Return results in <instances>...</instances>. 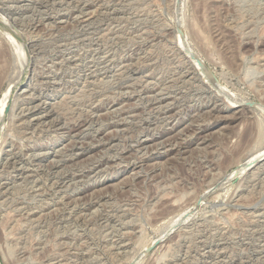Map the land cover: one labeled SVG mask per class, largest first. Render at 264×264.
<instances>
[{
  "label": "rangeland",
  "instance_id": "1",
  "mask_svg": "<svg viewBox=\"0 0 264 264\" xmlns=\"http://www.w3.org/2000/svg\"><path fill=\"white\" fill-rule=\"evenodd\" d=\"M1 17L30 64L4 106L21 64L0 29V264H264V160L238 173L264 150V0H0Z\"/></svg>",
  "mask_w": 264,
  "mask_h": 264
},
{
  "label": "bare ground",
  "instance_id": "2",
  "mask_svg": "<svg viewBox=\"0 0 264 264\" xmlns=\"http://www.w3.org/2000/svg\"><path fill=\"white\" fill-rule=\"evenodd\" d=\"M80 1V0H79ZM85 2V1H84ZM182 2V1H181ZM88 6V5H87ZM84 7V6H83ZM13 11V10H12ZM100 11V10H99ZM86 13V12H85ZM93 13V12H92ZM10 14V13H9ZM3 17H1L0 18V29L7 35V37L9 38V41H10V45L12 46V49H10V50H12V54L14 55V57H15V55H17L18 56V58H19V64H21V69H20V72H19V74H18V76H17V78L15 79V80H13V81H10V84L8 85V87L6 88V90H5V93H4V106H8L10 103H11V101H13V99H14V97H15V95L17 94V92L19 91V90H22V87H23V85H25V81L28 79V77H29V64H28V62H27V54H25V52H24V50H25V48H24V50H23V46H22V43L21 42H19V41H17L16 40V38H17V33H12L14 30L12 29L13 27H12V25L10 24V22L8 23L7 21H6V19L4 20V19H2ZM86 18V17H85ZM182 21V20H181ZM180 21V22H181ZM86 22V21H85ZM3 27V28H2ZM57 28V27H56ZM17 32V31H16ZM195 33V32H194ZM195 35V34H194ZM3 37V36H2ZM7 38V39H8ZM188 38V37H187ZM188 40V39H187ZM186 40V35L184 36V35H182L181 33H180V35H179V37H178V43H179V45H180V47H182L183 49H184V51L183 52H185L184 53V56H185V58H187V62H189L188 64L191 66V68H192V70H193V72H196L197 73V75H202L203 76V78H207V79H210L209 78V75H210V69H208V67H207V65L205 64V62L203 61V59L198 55V53L196 54V52H194L193 50H192V47L190 46V42L188 43V41ZM8 41V40H7ZM177 43V44H178ZM178 46V45H177ZM179 48V47H178ZM182 50V49H181ZM1 53V52H0ZM2 56H0V58H1ZM6 57V56H5ZM3 58V57H2ZM10 58V57H9ZM13 58V57H12ZM16 58V60L18 59L17 57H15ZM4 59V58H3ZM6 60V59H5ZM181 60V59H180ZM69 61V60H68ZM0 62H3V60L1 59L0 60ZM73 62V61H72ZM184 62V61H183ZM7 63V62H6ZM5 63V65H7ZM107 63V62H106ZM178 63V62H177ZM126 64V63H125ZM4 65V64H3ZM123 66V65H122ZM185 66V65H184ZM1 67V66H0ZM124 68V67H123ZM31 69V68H30ZM12 70V69H11ZM1 71V70H0ZM3 71V70H2ZM19 71V70H18ZM18 71H17V73H18ZM101 71V70H100ZM12 72V71H11ZM14 73V72H13ZM17 75V74H16ZM8 76H9V74H8ZM13 75H11V77H12ZM34 77V76H33ZM6 78V77H5ZM9 78V77H8ZM98 78V77H97ZM189 79V78H188ZM187 79V80H188ZM31 80V79H30ZM36 80V79H35ZM182 80V79H181ZM186 80V79H185ZM210 80H212V79H210ZM48 81V80H47ZM142 81V80H141ZM148 81V80H147ZM183 81V80H182ZM181 81V82H182ZM189 81V80H188ZM28 82V81H27ZM141 83V82H140ZM28 85L30 84V83H27ZM151 84V83H150ZM153 84V83H152ZM211 84H213V83H211ZM217 84V83H216ZM147 85V84H146ZM145 85V86H146ZM156 85V84H155ZM165 86V85H164ZM217 86H219V85H217ZM223 87V86H222ZM222 87H220V88H222ZM154 88V87H153ZM218 88V87H217ZM216 88V89H217ZM225 88V87H224ZM219 89V88H218ZM25 90V89H24ZM220 91L222 90V89H219ZM225 90V89H224ZM223 90V91H224ZM219 91V92H220ZM160 92V91H159ZM222 92V91H221ZM24 93V92H23ZM223 93V92H222ZM157 94V93H156ZM214 94V93H213ZM226 94V93H225ZM18 95V94H17ZM16 95V97H18ZM29 95V94H28ZM166 95V94H165ZM223 95H224V93H223ZM226 95H228V94H226ZM24 96H25V94H24ZM170 96V95H169ZM225 96V95H224ZM228 97L230 98L231 96H229L228 95ZM228 97H226L227 99H228ZM217 98V97H216ZM153 100V99H152ZM157 100V99H156ZM163 100V99H162ZM230 101H231V103L232 104H234V103H236L237 101V103H239V100H237L236 101V99H234V101H233V99L231 98V99H229ZM47 101V100H46ZM240 101H242V100H240ZM244 101V100H243ZM242 101V102H243ZM169 102V101H168ZM174 102V101H173ZM40 103V102H39ZM170 103V102H169ZM25 104V103H24ZM178 104V103H177ZM13 105V104H12ZM61 105V104H60ZM159 105V104H158ZM207 105V104H206ZM262 105V104H261ZM27 106V105H26ZM44 106V105H43ZM160 106V105H159ZM158 106V107H159ZM213 106V105H212ZM224 106V105H223ZM232 106V105H231ZM264 106V105H263ZM52 107V106H51ZM115 107V106H114ZM113 107V108H114ZM107 108V107H106ZM259 108V107H258ZM50 109V108H49ZM215 109V108H214ZM51 110V109H50ZM110 110V109H109ZM263 110V109H262ZM258 111V114H260L259 113V110H257ZM162 112V111H161ZM208 112V111H207ZM158 113V112H157ZM164 113V112H163ZM173 113V112H172ZM232 113V112H231ZM262 113V112H261ZM205 114V113H204ZM12 115V114H11ZM171 115V114H170ZM260 115H262V114H260ZM35 116V115H34ZM33 116V117H34ZM39 116V115H38ZM237 116V115H236ZM264 116V115H263ZM12 117V116H11ZM200 117V116H199ZM209 117V116H208ZM13 118V117H12ZM52 118V117H51ZM51 118H50V121H51ZM261 118H263L262 116H261ZM41 119V118H40ZM216 119V118H215ZM264 119V118H263ZM30 120V119H29ZM25 121V120H24ZM44 121V120H43ZM118 122V121H117ZM173 123V122H172ZM187 124V123H186ZM89 125V124H88ZM35 126V125H34ZM63 126V125H62ZM86 126V125H85ZM83 128V127H82ZM85 128V127H84ZM182 128V127H181ZM26 129V128H25ZM171 129V128H170ZM163 131V130H162ZM175 132V131H174ZM179 132V131H178ZM63 133V132H62ZM78 133V132H77ZM31 134V133H30ZM32 135V134H31ZM56 135V134H55ZM182 135V134H181ZM39 136V135H38ZM182 137V136H181ZM188 137V136H187ZM191 137V136H190ZM208 138V137H207ZM183 139V138H182ZM69 140V139H68ZM159 141V140H158ZM163 142V141H162ZM169 142V141H168ZM162 144V143H161ZM28 145V144H27ZM112 146V145H111ZM110 146V147H111ZM137 148V147H136ZM66 149V148H65ZM168 149V148H167ZM59 150V149H58ZM64 151V150H63ZM153 151V150H152ZM44 152V151H43ZM70 152V151H69ZM79 152V151H78ZM258 152V151H257ZM256 152V153H257ZM16 153V152H15ZM21 153V152H20ZM137 153V152H136ZM255 153V152H254ZM253 153V154H254ZM13 154V153H12ZM72 154V153H71ZM140 154V153H139ZM147 154V153H146ZM29 155V154H28ZM54 155V154H53ZM63 155V154H62ZM87 155V154H86ZM23 156V155H22ZM32 156V155H31ZM36 156V155H35ZM88 156V155H87ZM143 156V155H142ZM249 156H251V155H249ZM248 156V157H249ZM9 157V156H8ZM70 157H72V156H70ZM13 158V157H12ZM90 158V157H89ZM250 158V157H249ZM72 159V158H71ZM14 160V159H13ZM264 160V150H262V151H260V153H258V154H256V155H254V156H252L249 160H246V162L243 164V165H241V170H240V172H238V173H243V172H245L246 170H248V169H250V168H252L253 167V165L255 164V163H259V162H262ZM6 163V162H5ZM28 163V162H27ZM243 163V162H242ZM121 164V163H120ZM157 164V163H156ZM137 165V164H136ZM20 166V165H19ZM56 166H57V164H56ZM119 166V165H118ZM158 166V165H157ZM15 167V166H14ZM28 169V168H27ZM253 169V168H252ZM21 171V170H20ZM250 171V170H249ZM20 173V172H19ZM20 175V174H19ZM115 175V174H114ZM240 175V174H239ZM129 176V175H128ZM125 177V176H124ZM136 177V176H135ZM134 177V178H135ZM122 180V179H121ZM32 183V182H31ZM93 194V193H92ZM85 203V202H84ZM49 205V204H48ZM40 208V207H39ZM190 209V208H189ZM188 209V210H189ZM186 212H187V210H185ZM184 211V212H185ZM180 213L175 219L174 218H172V222H171V226L169 225V229H171V228H173V226H176L175 224L177 223L178 224V222H183V221H185L186 220V215L188 216V215H190V213L188 214V212L185 214V213ZM188 218V217H187ZM168 229V228H167ZM169 229H168V231H169ZM172 230V229H171ZM165 236V235H164ZM163 236V237H164ZM221 237V236H220ZM160 238V237H159ZM219 238V237H218ZM203 239V238H202ZM224 239V238H223ZM211 240V239H210ZM118 241V240H117ZM248 244V243H247ZM218 245V244H217ZM168 246V245H167ZM222 246V245H221ZM148 248V247H147ZM168 248V247H167ZM216 249V248H215ZM225 249V248H224ZM188 250V249H187ZM143 251H146V250H143ZM142 251V252H143ZM204 251V250H203ZM218 251V250H217ZM164 252H166V249H165V251ZM188 252V251H187ZM191 253V252H190ZM201 253V252H200ZM166 254V253H165ZM202 255V254H201ZM230 255V254H229ZM261 255V254H260ZM227 256V255H226ZM244 256V255H243ZM134 257V256H133ZM161 257V256H160ZM194 257V256H193ZM55 258V257H54ZM61 258V257H60ZM186 258V257H185ZM59 259V258H58ZM64 259V258H63ZM187 259V258H186ZM199 259V258H198ZM225 259V258H224ZM226 260V259H225ZM131 261V260H130ZM129 261V262H130ZM160 261V260H159ZM162 261V260H161ZM192 261V260H191ZM193 262V261H192ZM226 262V261H225ZM203 263V262H202ZM126 264H127V262H126ZM131 264V263H130ZM133 264H134V262H133ZM136 264V263H135ZM157 264H159V263H157ZM210 264V263H209ZM225 264V263H224Z\"/></svg>",
  "mask_w": 264,
  "mask_h": 264
},
{
  "label": "water",
  "instance_id": "3",
  "mask_svg": "<svg viewBox=\"0 0 264 264\" xmlns=\"http://www.w3.org/2000/svg\"><path fill=\"white\" fill-rule=\"evenodd\" d=\"M180 32H181V31H180ZM247 104H248V105H252V106H253V105H254V106L256 105L254 102H247ZM235 176H236V175H235ZM152 246H153V245H152ZM152 246L148 247V248H147V251H148L150 248H152Z\"/></svg>",
  "mask_w": 264,
  "mask_h": 264
}]
</instances>
